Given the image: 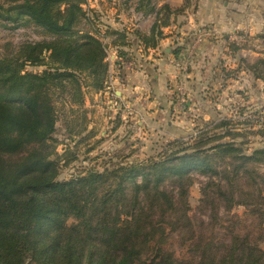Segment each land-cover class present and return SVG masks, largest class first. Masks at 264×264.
Returning a JSON list of instances; mask_svg holds the SVG:
<instances>
[{
  "label": "trees",
  "instance_id": "1",
  "mask_svg": "<svg viewBox=\"0 0 264 264\" xmlns=\"http://www.w3.org/2000/svg\"><path fill=\"white\" fill-rule=\"evenodd\" d=\"M5 2L2 22L37 27L49 39L0 57V264H264V148L248 154L233 139L203 135L158 160L58 179L56 100L68 102L72 114L83 110L86 129L87 94L109 87L108 47L88 0ZM135 10L155 15L149 35L135 32L155 48L184 8L137 0ZM104 35L125 60L120 47L129 44L128 33L109 28ZM193 172L206 179L195 217Z\"/></svg>",
  "mask_w": 264,
  "mask_h": 264
},
{
  "label": "rangeland",
  "instance_id": "2",
  "mask_svg": "<svg viewBox=\"0 0 264 264\" xmlns=\"http://www.w3.org/2000/svg\"><path fill=\"white\" fill-rule=\"evenodd\" d=\"M91 1L98 11L91 9L90 14L94 18L100 19L103 16L101 13L110 8L109 0ZM123 1L125 0H118L120 3H124ZM200 1L189 0L181 7L184 10L180 16L185 14L187 8L191 12L197 10ZM217 2L222 11L217 23L203 26L194 33L195 36L199 30H202L208 35L205 41L225 40L223 36L228 35L226 46L230 51H234L229 59V64L233 68L224 67V72L220 69L218 78L222 79L218 82L213 81L214 84L213 82L205 84L197 94L201 96L202 102L215 112L213 116L204 118L203 109L191 99L192 86L187 84L185 74L187 68L182 67L181 74H185V80L183 78L168 87L174 92V98L179 105L178 124L180 125L172 124L169 119L163 120L162 126L158 125L159 122L155 118L148 122L146 117L153 113L154 109L149 110L141 102L129 100L124 103L134 108L137 111L136 115L127 116L123 113L124 117L111 120L112 126L109 125L108 128L104 127L105 121L101 118L92 116V119H89L90 115H86L87 120L84 123L86 129L83 130L81 129L83 110L72 114L69 112V103L57 98L59 118L54 139L60 165L58 175L60 181L68 180L91 169L103 171L124 163L151 158L158 160L167 152L193 146L203 135L206 138L221 137L220 142H229L233 139L248 154L264 148V79H258L253 72L255 67L259 75L264 76V66L261 62H264V0H217ZM0 3L8 7L5 0H0ZM135 8V6L128 9L124 7L130 13L136 11ZM12 26L11 23L0 20V57L16 51L22 43L49 39L37 27L15 29ZM193 41L191 40L190 49L195 52L201 46L194 49ZM130 59L131 57L127 56L125 60ZM227 61L225 60L224 63ZM218 65L220 67V64ZM26 69L41 72L45 67L27 66ZM90 94H87L86 99L91 98ZM91 109L84 108L86 114H89L87 111ZM67 122L77 125V129H72L71 133ZM90 124L94 129L88 128ZM172 126L180 129H171ZM175 141L181 143L173 145ZM216 144L217 142L210 143V145ZM260 169L264 173V166ZM190 177L192 178L189 189L191 214L194 217L201 216L199 210L201 190L206 179L199 172H193ZM233 212L243 215L245 208L237 207Z\"/></svg>",
  "mask_w": 264,
  "mask_h": 264
},
{
  "label": "crops",
  "instance_id": "3",
  "mask_svg": "<svg viewBox=\"0 0 264 264\" xmlns=\"http://www.w3.org/2000/svg\"><path fill=\"white\" fill-rule=\"evenodd\" d=\"M100 1L104 2L105 0ZM125 1L120 3L118 0H109L110 8L104 12L105 14L101 13L103 16L99 17L97 24L99 28L102 25L114 30L126 29L128 31L127 41L129 44L120 48L131 59L122 64L115 62V47H112V40H110L109 62L111 69L109 87L103 92L91 93V98H85L84 108H92L91 111H87L89 114H86L90 115L89 119H92V116L101 118L105 121L104 127L108 128L112 124L111 120L124 117L119 105L122 102L131 100L136 103L141 102L149 110L154 109V112L146 117L148 122L153 121L152 119L155 118L159 122L158 125L162 126L163 120L169 119L172 124L180 125L178 124L180 117L179 105L174 98V92L168 87L183 78L185 80V74L187 75V84L192 86L191 99L200 106V109H203L202 115L204 118L208 119L213 116L215 112L209 106H206L202 102L201 96H197V94L205 84H210L213 81L218 82L222 79L218 78L221 72L220 69L224 72V67L227 69L233 68L229 64V59L234 51H230L229 47L226 46L228 35L223 36L225 40L205 41L195 52L191 51L190 44L197 29L213 22L217 23V19L222 13L217 0H201L197 10L191 12L187 8L184 15L173 16L171 24L162 28L164 36L158 41L155 48H142L135 35L136 31L149 35L156 21L155 15H149L140 27L135 29L132 22L133 13L126 11L124 7L127 9L128 7H136L137 0H131L128 4ZM165 4L174 10L185 6V1L154 0L157 9ZM88 7L96 10L91 0H89ZM226 24L229 25V23ZM178 47H181V51L177 53L175 50ZM225 60L228 61L224 63ZM177 64H180L183 69L187 68L185 74H181L182 68H178ZM218 64H220V67ZM110 88L115 91L117 100H112L109 97ZM88 128L94 129L91 124ZM171 129H180V127L175 128V126H172Z\"/></svg>",
  "mask_w": 264,
  "mask_h": 264
},
{
  "label": "built area",
  "instance_id": "4",
  "mask_svg": "<svg viewBox=\"0 0 264 264\" xmlns=\"http://www.w3.org/2000/svg\"><path fill=\"white\" fill-rule=\"evenodd\" d=\"M88 5H89V0H88V4L85 6V9L88 11V16L89 17H92L91 14H90L91 9H90V7H88ZM132 13H133L132 14V22H133L134 28L137 29L148 18V16H144L143 13L136 12V11H134ZM96 23H97V21H96ZM100 29H102V31H103L102 40L105 43V45H107L108 50H110V48H111V46H110V40H112L113 38L111 39L110 36H105L104 35L105 34V31H107L109 29V27L108 26H102L101 25ZM121 31H126L128 33V31L125 30V29H121ZM207 36L208 35L206 33H204L202 30H199L195 34V36L193 38L194 41H193L192 47H194V49L199 48L204 43V41L206 40ZM140 46L142 48L145 47L143 44H141ZM114 50H115V55H116L115 62H117L119 64H122V63H126V62L129 61V60H124V59L120 58L117 55V48H114ZM108 55H109V53H108ZM108 61H109V57H108ZM176 66L179 67V68L181 67L180 64H177ZM109 97L112 100H117V95H116L115 91L112 88H110V90H109ZM119 109L123 113H125L127 116H133V115H136L137 114V111L134 108L130 107V105H128L126 103H121L119 105ZM236 114H237V112H235V115Z\"/></svg>",
  "mask_w": 264,
  "mask_h": 264
}]
</instances>
